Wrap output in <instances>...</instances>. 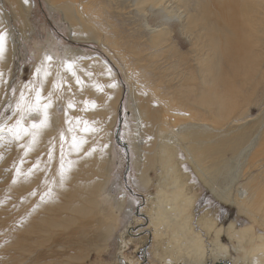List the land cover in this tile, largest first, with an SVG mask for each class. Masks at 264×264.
I'll return each mask as SVG.
<instances>
[{"label": "bare ground", "instance_id": "obj_1", "mask_svg": "<svg viewBox=\"0 0 264 264\" xmlns=\"http://www.w3.org/2000/svg\"><path fill=\"white\" fill-rule=\"evenodd\" d=\"M45 1L70 39L98 43L127 82L124 135L144 201L126 223L132 201L109 188L117 73L98 53L40 52L25 84L43 82L42 103L51 93L47 123L32 129L43 111L25 112L29 134L0 132V264H107L114 239L117 264H264V0ZM30 3L0 0V115L11 109L0 128L19 119L21 91L34 102L25 84L10 89L19 47L8 16L22 32ZM200 186L234 217L197 208Z\"/></svg>", "mask_w": 264, "mask_h": 264}, {"label": "rangeland", "instance_id": "obj_2", "mask_svg": "<svg viewBox=\"0 0 264 264\" xmlns=\"http://www.w3.org/2000/svg\"><path fill=\"white\" fill-rule=\"evenodd\" d=\"M30 2L28 10V28H25L22 32L19 30L22 28L19 21L13 20L11 16H8V24L12 25L11 39L13 43L19 47L17 49L19 57L15 58L11 67V93L14 92L13 89H15L18 84L22 83V85H24L25 82H28L29 78L27 73L34 68V65H37V59L39 58L38 54L40 52L54 53L56 56L63 58L67 50H72L74 52L69 58L74 59L75 54L78 53L75 50V48H77L84 53H98L108 61L110 66L117 73V79L122 87L120 101L117 105L115 123L112 127L111 141L114 151L116 152V159L114 172H112V183L109 188L111 189V195L113 194L115 198H118L122 194H126L128 196V202L132 201L131 205L128 203L131 206V209H129L130 206L126 209L129 216L126 220L127 223L131 219L129 215L130 211L131 215H134L136 206H140V202L142 203V200L144 201V196L137 192L140 188L138 186L136 172L132 166L133 154L129 144L126 142V136L124 135V131H130L134 122L128 107L129 99L127 95V82L121 75L117 65H115L114 62L108 58V55L101 50L102 48L98 43L93 41L76 42L70 39L71 37L68 35L67 24L63 21L62 14H60L59 11L50 9L45 0H30ZM5 8L8 10L10 9L6 2ZM121 26L124 27V24ZM126 36L133 43L138 42V36L135 33L126 32ZM163 56L164 55H160V57H158L160 61L165 59ZM141 58L142 57L134 62L131 61L129 63L130 67L136 71H140L141 67L147 63L146 61L141 60ZM57 110L62 112V107L58 105ZM10 111V106L7 105L1 112L0 116L8 114ZM116 135L118 136L119 141H117ZM191 178L198 184L193 175ZM200 188L201 193L199 195L200 199H198L199 202L197 208L208 206L216 209L217 216L222 222H226V220L234 217L233 209H228L226 206L219 204L209 192L201 186ZM124 225L125 222L120 221L116 227L120 230ZM117 244L118 239H114L109 246V251L104 254V259L102 261H106L107 264H117L113 262L116 256ZM139 256H142V253H139ZM95 263L98 264V262Z\"/></svg>", "mask_w": 264, "mask_h": 264}, {"label": "snow or ice", "instance_id": "obj_3", "mask_svg": "<svg viewBox=\"0 0 264 264\" xmlns=\"http://www.w3.org/2000/svg\"><path fill=\"white\" fill-rule=\"evenodd\" d=\"M6 32L0 31V58H3V53H4V43H5V39H6ZM48 59L50 60L51 57H48ZM68 68L71 69V65H68ZM37 74L39 75L40 72L42 71V69H37ZM43 75L45 77H47L48 75H50V73L45 69L43 70ZM73 75H75V73H73ZM3 74L0 73V78H2ZM54 88L59 89L60 85L59 84H54L53 85ZM113 87L115 85H112ZM24 89L32 91L35 93L34 96V102H32L31 100L26 101V97H25V92L21 91L20 92V99L19 101L16 103V108H15V113L14 114H19V119H16L15 124L14 125H8L5 124L4 127L0 128V132H8L9 134H11L15 139L19 140L21 139V132H23L24 134H29V129L26 128L24 126V113H39L41 111H43V119L39 121V123H32L31 128L32 129H37V128H41L44 127L47 123L48 120V109L51 107V93H49V100L47 103H42V89H43V82H39L36 84H25L23 86ZM13 91L15 92V89H13ZM69 108L73 107V105L71 103H69L68 105ZM71 130V129H70ZM85 131H88L87 128L84 129ZM35 133H32L33 136V142L35 141ZM61 139L63 140L64 137L63 135H61ZM83 141H77L75 137H73V147L76 148V150H79V146L80 144H82Z\"/></svg>", "mask_w": 264, "mask_h": 264}, {"label": "water", "instance_id": "obj_4", "mask_svg": "<svg viewBox=\"0 0 264 264\" xmlns=\"http://www.w3.org/2000/svg\"><path fill=\"white\" fill-rule=\"evenodd\" d=\"M116 133H117V130H116ZM116 139H117V141H119V139H118V136L116 135Z\"/></svg>", "mask_w": 264, "mask_h": 264}]
</instances>
